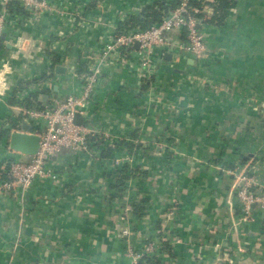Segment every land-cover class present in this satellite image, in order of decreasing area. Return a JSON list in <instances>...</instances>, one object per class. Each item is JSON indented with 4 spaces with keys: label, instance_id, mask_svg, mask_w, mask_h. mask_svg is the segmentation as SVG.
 Returning a JSON list of instances; mask_svg holds the SVG:
<instances>
[{
    "label": "crops",
    "instance_id": "1",
    "mask_svg": "<svg viewBox=\"0 0 264 264\" xmlns=\"http://www.w3.org/2000/svg\"><path fill=\"white\" fill-rule=\"evenodd\" d=\"M190 1L202 11L204 60L158 59L157 50L154 75L141 87L136 62L107 70L82 123L111 137H92L89 154L65 150L53 159L55 181L37 180L23 195L0 188V264H130L128 246L141 251L152 242L161 264H264V209L238 224L234 174L264 179V0H234L222 23L215 0ZM48 2L52 12L29 18L23 8L11 16L2 39L0 66L9 62L12 72L0 97V133L25 122L20 108L27 107L8 101L14 88L27 87L21 101L79 94L84 49L104 44L146 7L166 10L179 0ZM83 3L88 13L73 28L69 10ZM163 144L184 158L162 159ZM8 154L4 136L0 185Z\"/></svg>",
    "mask_w": 264,
    "mask_h": 264
},
{
    "label": "built area",
    "instance_id": "2",
    "mask_svg": "<svg viewBox=\"0 0 264 264\" xmlns=\"http://www.w3.org/2000/svg\"><path fill=\"white\" fill-rule=\"evenodd\" d=\"M19 3L31 16L38 17L39 13L53 11L48 0H1L0 5V41L4 38L11 23L10 6ZM88 5L78 4L69 10L72 21L71 27H79L73 21L75 18L84 19L88 13ZM165 17L158 24L152 25L146 30L139 28L122 33H111L104 44L98 48L84 49L81 73L80 93L69 95L63 101L45 102L40 108H20V114L24 121L34 126L42 124L43 130L34 128L32 133L40 138V148L36 155L26 156L14 152L9 147L10 135L14 131H20V127L13 130L10 126H3L6 132L5 143L9 150L6 160L2 161L6 180L1 182L3 192L11 195L27 193L37 180H57V173L51 169V161L58 158L65 150L75 154L91 151L90 139L94 136L111 137L107 132L95 129L89 124L76 123V116L88 114V107L92 100L98 96L102 77L113 66L130 67L136 62L138 69L139 87L143 82L154 75L156 68L157 50H160L159 58L166 54L175 53L182 59L187 57L195 61H203L206 57L207 46L205 35L201 30L203 20L200 17L202 11L193 7L190 0H179L176 6L167 5L166 10L161 11ZM174 33L185 38L184 45H177L166 39V35ZM138 44V48H136ZM156 60V61H155ZM12 72L11 63L0 66V97L7 95L10 90L8 84L9 74ZM20 95L26 96L25 92ZM9 131V132H8ZM121 164L122 160H117ZM250 171L234 172L237 180V196L241 203V217L238 224L253 219V208L264 209V179L258 178ZM252 172V171H251ZM254 173V172H253ZM130 229L123 231L122 236L130 237ZM160 247V245H159ZM154 242L137 251L129 245L126 256L130 258V264H142L148 257H152L158 250Z\"/></svg>",
    "mask_w": 264,
    "mask_h": 264
},
{
    "label": "trees",
    "instance_id": "3",
    "mask_svg": "<svg viewBox=\"0 0 264 264\" xmlns=\"http://www.w3.org/2000/svg\"><path fill=\"white\" fill-rule=\"evenodd\" d=\"M215 1H216V4H215V9H216L215 17L216 18L215 19L217 20L218 23H222L224 19L226 18L228 11H230V9H232L235 6V1L234 0H215ZM176 5L177 3H175L174 5L172 4V6H176ZM191 5L193 7H199V5L196 4V2H191ZM162 6H163L162 3H156L155 5L146 7L141 13V15H139V17H133L129 21L122 23L119 33L130 31L136 28H139L141 30H146L150 28L152 25L160 23L162 19L165 17V15L161 12L163 10ZM158 7L160 9H158ZM10 11L12 15L19 14V13L25 14L23 7L19 3H13L10 6ZM166 39L177 45H184L186 43V40L184 37L178 36L174 33L167 34ZM5 50H7V47L6 45L3 44L1 40L0 41V55ZM58 60L59 59H56L55 62L57 63ZM81 66L82 68L84 67L83 64ZM49 76H51V73L42 74V77H49ZM145 87H147V85H144V88ZM26 88L27 87L24 84L23 85L20 84V87L14 88V90L10 93V96L8 98L9 99L8 101L10 102V104H15V105L23 104L27 108H40L43 105V100L40 98L41 93L32 94L29 97L26 96L25 99H23L22 101L19 98H17L18 92ZM20 120L21 118L18 117L17 120L14 122V127L19 126ZM34 128L39 131L43 130V126L41 123L40 124L35 123ZM5 135H6L5 131L0 133V141ZM125 180L126 179H124V181L121 180L119 181V183L123 185L125 184L124 183ZM144 203H148V202L145 201ZM138 207L136 206L137 211L141 212L142 209L139 210ZM138 212L137 214H139ZM142 264H161V262L157 258L151 257V258H147Z\"/></svg>",
    "mask_w": 264,
    "mask_h": 264
},
{
    "label": "water",
    "instance_id": "4",
    "mask_svg": "<svg viewBox=\"0 0 264 264\" xmlns=\"http://www.w3.org/2000/svg\"><path fill=\"white\" fill-rule=\"evenodd\" d=\"M138 44H136V48H138ZM207 54V51H206ZM172 57V55L167 54L165 58L168 60ZM194 63V60H191ZM55 71L59 74H65L67 69L63 66L56 67ZM76 123L82 124L81 115L76 116ZM21 131H16L11 133L9 140V147L12 151L21 153L26 156H34L38 153L40 148V138L37 134L32 133L34 130V126L28 124L27 122H23L21 126ZM54 159H57L56 157Z\"/></svg>",
    "mask_w": 264,
    "mask_h": 264
},
{
    "label": "rangeland",
    "instance_id": "5",
    "mask_svg": "<svg viewBox=\"0 0 264 264\" xmlns=\"http://www.w3.org/2000/svg\"><path fill=\"white\" fill-rule=\"evenodd\" d=\"M163 134H165V135H163ZM163 134H162L163 136H166V137L169 136L166 134V132H164ZM165 144H163V148H162V151H164V155H163L162 159H182V158H184L182 153L179 152L178 150H176L174 146H172L170 148V146L168 144H167L168 147ZM160 148H161V146H160ZM170 149H171V151H170ZM184 155L187 156L186 154H184ZM119 159H134V158L133 157H129V158L123 157V158H119Z\"/></svg>",
    "mask_w": 264,
    "mask_h": 264
}]
</instances>
